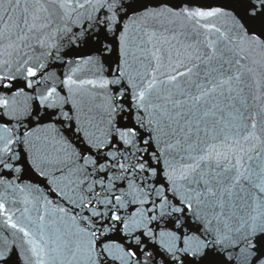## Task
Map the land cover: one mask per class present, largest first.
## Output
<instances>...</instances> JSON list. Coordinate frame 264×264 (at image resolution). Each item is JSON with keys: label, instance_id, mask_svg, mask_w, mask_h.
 Returning <instances> with one entry per match:
<instances>
[{"label": "water", "instance_id": "1", "mask_svg": "<svg viewBox=\"0 0 264 264\" xmlns=\"http://www.w3.org/2000/svg\"><path fill=\"white\" fill-rule=\"evenodd\" d=\"M0 264H264V0H0Z\"/></svg>", "mask_w": 264, "mask_h": 264}, {"label": "snow or ice", "instance_id": "2", "mask_svg": "<svg viewBox=\"0 0 264 264\" xmlns=\"http://www.w3.org/2000/svg\"><path fill=\"white\" fill-rule=\"evenodd\" d=\"M211 14H212V13H209V15H211ZM236 79H239V77H236ZM252 126H253V127H255V125H254V124H253Z\"/></svg>", "mask_w": 264, "mask_h": 264}]
</instances>
